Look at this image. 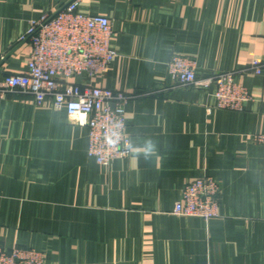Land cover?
<instances>
[{
    "label": "crops",
    "instance_id": "1",
    "mask_svg": "<svg viewBox=\"0 0 264 264\" xmlns=\"http://www.w3.org/2000/svg\"><path fill=\"white\" fill-rule=\"evenodd\" d=\"M70 0H0V80L27 69L29 22ZM111 21L105 73L66 81L122 91L130 155L87 154L85 126L50 99H0V245L42 251L46 264H264V72L238 73L252 99L221 109L214 86L171 88L166 63L196 74L264 62V0H80ZM215 177L218 215L172 212L182 187Z\"/></svg>",
    "mask_w": 264,
    "mask_h": 264
},
{
    "label": "built area",
    "instance_id": "2",
    "mask_svg": "<svg viewBox=\"0 0 264 264\" xmlns=\"http://www.w3.org/2000/svg\"><path fill=\"white\" fill-rule=\"evenodd\" d=\"M79 5L80 0H70L53 13L29 22L26 33L20 38L27 41L31 49L27 69L23 73L7 74L0 80V99L14 93L30 95L38 105L50 99L55 109H65L74 123L87 127L88 156L98 164L109 165L116 158L130 155L125 107L132 96L66 81L77 75L94 77L105 73L115 55L110 48L111 21L102 15L83 13ZM166 66L171 88L214 86L217 106L231 111L243 110L252 99L236 75L264 72V62L254 60L239 71H213L199 77L195 60L177 54L169 58ZM253 139L264 146V131L254 134ZM220 195V184L215 177L196 178L182 187L172 212L210 219L218 215ZM0 264H46V261L42 251L21 246L6 249L0 245Z\"/></svg>",
    "mask_w": 264,
    "mask_h": 264
},
{
    "label": "rangeland",
    "instance_id": "3",
    "mask_svg": "<svg viewBox=\"0 0 264 264\" xmlns=\"http://www.w3.org/2000/svg\"><path fill=\"white\" fill-rule=\"evenodd\" d=\"M213 72V71H212Z\"/></svg>",
    "mask_w": 264,
    "mask_h": 264
}]
</instances>
